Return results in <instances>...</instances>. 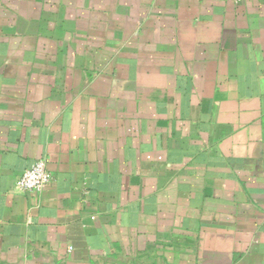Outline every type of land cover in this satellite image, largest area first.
Wrapping results in <instances>:
<instances>
[{"label": "crops", "instance_id": "1", "mask_svg": "<svg viewBox=\"0 0 264 264\" xmlns=\"http://www.w3.org/2000/svg\"><path fill=\"white\" fill-rule=\"evenodd\" d=\"M0 264H264V0H0Z\"/></svg>", "mask_w": 264, "mask_h": 264}, {"label": "built area", "instance_id": "2", "mask_svg": "<svg viewBox=\"0 0 264 264\" xmlns=\"http://www.w3.org/2000/svg\"><path fill=\"white\" fill-rule=\"evenodd\" d=\"M51 180V174L42 159L35 161L30 167L24 169L16 178L14 187L16 189L38 193Z\"/></svg>", "mask_w": 264, "mask_h": 264}]
</instances>
